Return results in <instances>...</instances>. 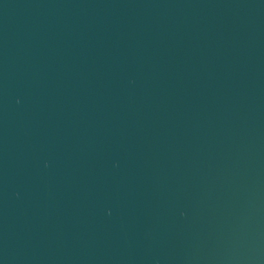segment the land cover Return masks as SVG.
<instances>
[{"label": "water", "instance_id": "1", "mask_svg": "<svg viewBox=\"0 0 264 264\" xmlns=\"http://www.w3.org/2000/svg\"><path fill=\"white\" fill-rule=\"evenodd\" d=\"M0 264H264V0H0Z\"/></svg>", "mask_w": 264, "mask_h": 264}]
</instances>
